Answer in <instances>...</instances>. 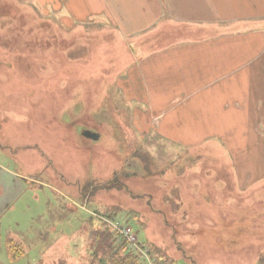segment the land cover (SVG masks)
<instances>
[{"label":"rangeland","instance_id":"rangeland-1","mask_svg":"<svg viewBox=\"0 0 264 264\" xmlns=\"http://www.w3.org/2000/svg\"><path fill=\"white\" fill-rule=\"evenodd\" d=\"M58 11L0 0V264H108L90 240L107 212L155 264H264V189H239L226 137L138 136L114 87L128 49L103 25L60 28Z\"/></svg>","mask_w":264,"mask_h":264},{"label":"crops","instance_id":"crops-1","mask_svg":"<svg viewBox=\"0 0 264 264\" xmlns=\"http://www.w3.org/2000/svg\"><path fill=\"white\" fill-rule=\"evenodd\" d=\"M33 4L57 8L49 17L68 32L79 24L103 25L128 49L129 64L114 87L138 136H156L183 150L226 137L239 189H264V0ZM220 89L238 90L241 97L221 99ZM197 104L200 112L187 113ZM188 115L194 118L187 121Z\"/></svg>","mask_w":264,"mask_h":264},{"label":"trees","instance_id":"trees-1","mask_svg":"<svg viewBox=\"0 0 264 264\" xmlns=\"http://www.w3.org/2000/svg\"><path fill=\"white\" fill-rule=\"evenodd\" d=\"M116 212L106 213L105 217L114 219ZM91 247L94 254H100L108 264H141L140 258L134 251H128L126 244L118 239V236L109 228L98 229L91 232ZM8 255L11 260L22 256L23 251L13 241L6 242ZM173 264V263H172Z\"/></svg>","mask_w":264,"mask_h":264},{"label":"built area","instance_id":"built-area-1","mask_svg":"<svg viewBox=\"0 0 264 264\" xmlns=\"http://www.w3.org/2000/svg\"><path fill=\"white\" fill-rule=\"evenodd\" d=\"M102 222L118 236L120 241L126 244L128 251L136 252L142 258L143 262L153 264L151 263L152 260L148 250L140 246L138 239L131 228L117 220L114 221L102 218Z\"/></svg>","mask_w":264,"mask_h":264},{"label":"water","instance_id":"water-1","mask_svg":"<svg viewBox=\"0 0 264 264\" xmlns=\"http://www.w3.org/2000/svg\"><path fill=\"white\" fill-rule=\"evenodd\" d=\"M83 136H84V138H87V139H92V140H97L98 139V135H95V134H93L91 132H88V131H85L83 133Z\"/></svg>","mask_w":264,"mask_h":264}]
</instances>
